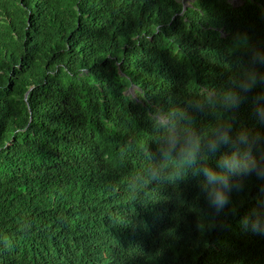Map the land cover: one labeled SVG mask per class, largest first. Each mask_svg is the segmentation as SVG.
Returning a JSON list of instances; mask_svg holds the SVG:
<instances>
[{
	"label": "trees",
	"instance_id": "trees-1",
	"mask_svg": "<svg viewBox=\"0 0 264 264\" xmlns=\"http://www.w3.org/2000/svg\"><path fill=\"white\" fill-rule=\"evenodd\" d=\"M244 33L264 44V0H0V264H264L256 179L209 230L152 119L226 84Z\"/></svg>",
	"mask_w": 264,
	"mask_h": 264
},
{
	"label": "clouds",
	"instance_id": "clouds-1",
	"mask_svg": "<svg viewBox=\"0 0 264 264\" xmlns=\"http://www.w3.org/2000/svg\"><path fill=\"white\" fill-rule=\"evenodd\" d=\"M241 4L243 0H230ZM186 5L184 4V7ZM246 47L249 37H240ZM250 104L253 126H236L235 114ZM200 117L210 118L206 126ZM166 131L167 152L179 151L188 174L196 178L211 221L209 230L227 228L224 217L238 213L233 196L243 193L254 177L259 191L255 206L239 219L240 228L264 237V44L247 47L227 83L207 87L182 104L152 114Z\"/></svg>",
	"mask_w": 264,
	"mask_h": 264
}]
</instances>
